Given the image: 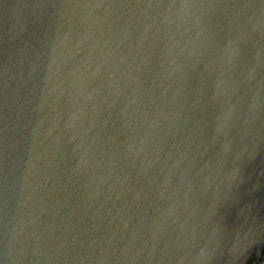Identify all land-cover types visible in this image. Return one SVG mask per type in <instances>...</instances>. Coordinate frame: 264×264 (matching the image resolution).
<instances>
[{"label":"water","instance_id":"95a60500","mask_svg":"<svg viewBox=\"0 0 264 264\" xmlns=\"http://www.w3.org/2000/svg\"><path fill=\"white\" fill-rule=\"evenodd\" d=\"M263 241L264 0H0V264Z\"/></svg>","mask_w":264,"mask_h":264},{"label":"flooded vegetation","instance_id":"af4514ba","mask_svg":"<svg viewBox=\"0 0 264 264\" xmlns=\"http://www.w3.org/2000/svg\"><path fill=\"white\" fill-rule=\"evenodd\" d=\"M248 264H264V241L256 248Z\"/></svg>","mask_w":264,"mask_h":264}]
</instances>
